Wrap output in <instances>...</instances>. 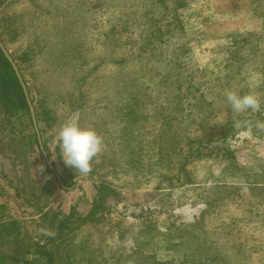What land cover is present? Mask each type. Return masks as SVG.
I'll return each instance as SVG.
<instances>
[{
    "label": "rangeland",
    "instance_id": "1",
    "mask_svg": "<svg viewBox=\"0 0 264 264\" xmlns=\"http://www.w3.org/2000/svg\"><path fill=\"white\" fill-rule=\"evenodd\" d=\"M0 42L37 125L0 99V264H264V0H0Z\"/></svg>",
    "mask_w": 264,
    "mask_h": 264
},
{
    "label": "clouds",
    "instance_id": "2",
    "mask_svg": "<svg viewBox=\"0 0 264 264\" xmlns=\"http://www.w3.org/2000/svg\"><path fill=\"white\" fill-rule=\"evenodd\" d=\"M227 100L233 111L240 113L260 107L259 99L251 94L228 92ZM58 149L66 166L81 176L91 171V162L102 150V139L91 128H81L75 121L66 122L58 131Z\"/></svg>",
    "mask_w": 264,
    "mask_h": 264
},
{
    "label": "trees",
    "instance_id": "3",
    "mask_svg": "<svg viewBox=\"0 0 264 264\" xmlns=\"http://www.w3.org/2000/svg\"><path fill=\"white\" fill-rule=\"evenodd\" d=\"M0 99L5 110L17 109L24 107L28 111V105L25 99L22 87L4 54L0 50ZM93 211L88 212V216L92 215ZM82 220V219H79ZM64 228L62 225L59 229ZM57 231V230H55ZM40 255H44L47 259V264L53 263V257L50 251L42 249L41 246L36 248Z\"/></svg>",
    "mask_w": 264,
    "mask_h": 264
},
{
    "label": "water",
    "instance_id": "4",
    "mask_svg": "<svg viewBox=\"0 0 264 264\" xmlns=\"http://www.w3.org/2000/svg\"><path fill=\"white\" fill-rule=\"evenodd\" d=\"M0 49L2 51V53L4 54V56L6 57V59L8 60V62L10 63L21 87H22V90L24 92V95H25V99H26V102L28 104V109H29V113H30V116H31V119H32V122H33V125L37 131V125H36V119H35V115H34V111H33V107L31 105V102H30V99H29V96H28V91L26 89V86H25V83L23 82L22 80V77L20 75V72L18 70V67L17 65L15 64V62L13 61V59L11 58V56L8 54V52L6 51V49L4 48L3 44L0 42ZM38 142L40 144V139L38 137ZM41 147V146H40ZM42 149V147H41ZM42 152L44 153V151L42 150ZM49 167H51V165H49Z\"/></svg>",
    "mask_w": 264,
    "mask_h": 264
}]
</instances>
